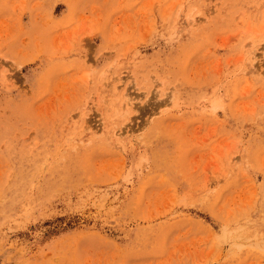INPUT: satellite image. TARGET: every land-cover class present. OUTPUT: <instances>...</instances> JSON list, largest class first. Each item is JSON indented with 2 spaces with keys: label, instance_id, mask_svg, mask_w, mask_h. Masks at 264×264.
<instances>
[{
  "label": "rangeland",
  "instance_id": "rangeland-1",
  "mask_svg": "<svg viewBox=\"0 0 264 264\" xmlns=\"http://www.w3.org/2000/svg\"><path fill=\"white\" fill-rule=\"evenodd\" d=\"M0 264H264V0H0Z\"/></svg>",
  "mask_w": 264,
  "mask_h": 264
}]
</instances>
